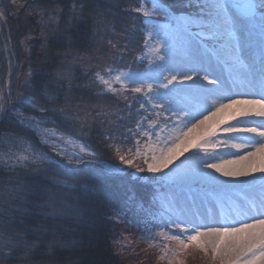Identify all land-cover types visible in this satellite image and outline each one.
<instances>
[{
  "label": "trees",
  "instance_id": "1",
  "mask_svg": "<svg viewBox=\"0 0 264 264\" xmlns=\"http://www.w3.org/2000/svg\"><path fill=\"white\" fill-rule=\"evenodd\" d=\"M160 1L174 12L194 7ZM141 2L0 0V150L16 137L53 158L0 167V264H129L117 254L115 211L140 203L150 214L153 186L91 164L69 166L23 120L78 135L102 161L116 160L133 114L124 100L101 93L94 68L142 70L135 62L146 29ZM21 236L34 247L21 246Z\"/></svg>",
  "mask_w": 264,
  "mask_h": 264
},
{
  "label": "rangeland",
  "instance_id": "2",
  "mask_svg": "<svg viewBox=\"0 0 264 264\" xmlns=\"http://www.w3.org/2000/svg\"><path fill=\"white\" fill-rule=\"evenodd\" d=\"M156 2L160 7L157 8L155 15L150 17L142 15L146 27L144 43L142 52L135 61L136 64L142 65V70L123 69L112 63L99 70L94 68L96 82L101 93L124 100L128 106L124 111L127 110L128 113L133 114L130 132L126 129L130 135L129 143L123 148L118 146L116 160L102 161L80 136L48 128L36 117H28L23 120V123L38 135L42 145L49 147L51 152L64 159L69 166L91 164L103 169L108 175L130 177L131 181L153 186L155 189L154 205L151 207L153 209L148 207L147 210L150 214H146L140 203L134 206L129 204L115 211L122 234V239L116 243L117 254L129 264H229V258L223 255L224 252H218L202 239L198 244L187 242L182 229L196 226L188 223L176 211L174 197H177V193L172 186V176L162 174V172H149L147 167L148 164L154 163L159 154H163L169 145L170 137L166 134L167 126L171 121L180 118V113L173 111V108L181 102L172 98L173 94L171 95L169 88L159 87L160 83H166V80L161 78L164 71H167L169 75L173 69L171 67L174 56L172 47L176 48L179 45L182 51L194 47L195 52L199 53L198 58L204 57L214 63V69L222 71V78L218 80L219 88L222 90H220L221 94L225 93L221 80L235 85L236 78H242V82H245L250 77H255L257 81L255 82L256 91L259 94L264 93V88L261 86L262 79L264 80L261 75L264 69V21L258 13L255 19L237 22L235 36L230 35L228 25L221 22V27L213 35L209 29L215 25L217 19V12L212 7L216 0H188L186 3L193 4L192 8L183 2L179 3L181 6L189 7L190 10L186 12H174L166 3L160 0ZM144 6L151 9L152 0H148ZM188 20H196L198 24H186ZM149 33L153 36L151 40L147 39ZM237 39L243 49L241 65L235 64L232 59L231 50ZM156 48H159V55H163L164 60L159 59ZM258 64L262 65L261 69ZM97 73L104 76L108 83H102L97 78ZM155 73L157 77L151 78L150 75ZM204 73H207L209 79H214L209 71H204ZM134 81L145 83L143 92L133 91L140 86ZM148 82L153 83L154 87L153 92L146 95V83ZM237 82L242 84L240 81ZM204 83L208 84L206 80ZM194 93L198 103H187V105L196 108L200 102L202 103V94L199 91H194ZM233 96L229 93L225 103ZM132 103L136 105L131 110L129 107ZM231 135L233 137L235 133ZM2 145L0 167L6 169L53 161L48 153L34 149L21 138L7 137L2 141ZM121 157L124 158L123 161ZM199 181V184L208 185L204 175L199 177ZM205 196H209L205 203L219 205L222 202V206L227 208L234 206L232 199L227 195L220 199V193L216 196L215 193L205 192ZM210 212L207 213L208 218L213 217ZM221 212V218L225 220L224 218L229 216L230 211L224 208ZM172 235L185 240L188 246L183 247L179 240L167 238ZM256 253V257H259V248ZM243 258L248 259V257Z\"/></svg>",
  "mask_w": 264,
  "mask_h": 264
},
{
  "label": "snow or ice",
  "instance_id": "3",
  "mask_svg": "<svg viewBox=\"0 0 264 264\" xmlns=\"http://www.w3.org/2000/svg\"><path fill=\"white\" fill-rule=\"evenodd\" d=\"M148 0H142V6L137 9L144 17H150L156 14V10L160 5L156 0H152V8L148 9L144 5ZM212 7L217 12V19L214 26L209 31L214 35L215 32L221 27V22L228 25L230 35L235 36V25L237 22L255 19L257 12L260 13V18L264 21V0H216ZM232 13V15H229ZM3 11L0 10V18H3ZM186 24H198L196 20H188ZM148 40L153 39L151 33L147 36ZM155 51L159 55V48ZM232 59L237 65L242 64V45L239 40L232 46ZM163 55H159L160 60H164ZM111 71V69H109ZM195 73V74H193ZM264 77V69L261 73ZM97 78L107 84L108 81L104 76L97 73ZM206 80L208 84L214 85L219 90V82L215 79H209L207 73L201 75L195 69L187 71L178 69L170 77H165L166 83H160L159 87L168 88L175 83L184 84L186 82L194 81L195 79ZM119 79V77H117ZM139 83L140 86L133 89L135 92H143L145 83L141 81H134ZM264 88V80L261 82ZM153 83H146L147 92H153ZM207 91V90H206ZM31 102V101H29ZM154 107L156 105H153ZM162 107V105H160ZM4 109L0 106V112ZM185 115H189L185 113ZM202 117V118H201ZM258 117L262 118L260 123L252 126L248 121L241 120L240 124L232 125L222 129L224 133H250L252 135L244 137V143L232 144L233 148L248 147L249 151L246 155L241 154L238 159H225L219 163L202 161L203 167L214 169L221 175L230 178H244L259 172L264 173V97L261 99H239L230 98L228 102L223 100H213L210 108L204 109L203 112L192 116L191 120L186 123V130L178 137V142L169 147L158 160L154 163L148 164L147 170L153 173H160L168 168L176 159H178L185 151L192 148H202L204 144L209 143L208 137L216 135L220 129V125L226 123L228 120H236L237 118ZM190 125V126H189ZM195 133V136L193 135ZM255 137H259L257 140ZM231 136H225L223 143L228 146V141ZM258 158V159H257ZM189 159H192L191 157ZM124 158L121 157V161ZM143 171V169H139ZM264 180V177H262ZM264 193V186L261 189ZM255 208L256 205H253ZM261 215L254 217L250 220L238 221L234 224H225L220 226H206V231H201L200 227L182 229L185 239L188 243H200L201 238L204 236H214L218 238L216 250L219 252L221 245L224 246L223 255L229 258V264H254V259L257 256L256 249L259 248L260 257H264V195H262L259 205ZM49 214H55V209ZM167 238L179 240L183 247H187L188 243L181 240L179 236L172 235ZM26 237L21 236L18 243L24 247H34V245H27L25 243ZM243 257H248L244 259Z\"/></svg>",
  "mask_w": 264,
  "mask_h": 264
},
{
  "label": "bare ground",
  "instance_id": "4",
  "mask_svg": "<svg viewBox=\"0 0 264 264\" xmlns=\"http://www.w3.org/2000/svg\"><path fill=\"white\" fill-rule=\"evenodd\" d=\"M172 49H174V56L171 64L173 69L170 71L169 75L167 71H164L161 78L165 79V77H170V75L174 74L178 69H183L185 71L195 69L199 71L201 75L205 74L204 71H209L215 80L218 81L222 78V71L214 69V63L209 62L207 58H198L199 53L195 52L196 49L194 47L182 51L181 46L179 47L178 45L176 48L172 47ZM150 77L155 78L157 75L155 73L150 75ZM221 81L224 85V94L220 93V88L217 90L214 85L203 84L204 80L199 78L184 84L175 83L168 87L171 90V95L173 94L172 98L181 102L177 103L176 107L173 108V111H178L180 113V118L179 120L171 121L167 126L166 134L167 137H170V140L168 147L163 153H165L169 147L173 146L174 143L178 142V137L186 130V123L191 120L192 116L203 112L206 108H210L213 100H223V102H225L229 93L232 94V96L234 95V98L239 99L259 97L255 89V82H257L255 77H250L245 82H242V78H236L235 85L228 81ZM237 81H240L242 84ZM201 87L204 88L201 89ZM194 91H199V93L202 94V103L200 102L198 105L199 107L197 106L196 108L187 105V103H198ZM185 113L189 115L186 116ZM242 119L248 121L252 126H255L260 123L262 118L247 117L237 118L232 121L228 120L227 123L220 125V129L217 131L216 135L208 137L209 143L204 144L202 148H192L185 151L183 155L162 171V174L172 176V186H174L173 189L177 193V197H174L176 211L179 212L180 216L182 215V218L186 219L188 223L200 227L201 231H206V226L209 225L218 226L234 224L238 221L250 220L261 215L259 208L261 198L258 197L264 195L261 191L262 185H264V180H262L264 173L256 172L248 177L236 179L225 177L214 169L203 167L202 164V161L219 163L225 159L234 160L238 159L241 154L246 155L248 153V147L233 148L231 145L244 143V137L252 135L250 133H235L232 139L228 141V146H225L223 143L225 136L232 135L224 133L222 129L240 124ZM193 135L195 136V133ZM255 139L259 140L260 138L255 137ZM161 155L162 153L159 154L156 160H158ZM190 157L192 159H189ZM202 175H204L208 181L207 186L199 184V177ZM205 192H209L210 194L215 193L216 196L220 193V199L222 196L227 195L232 199L234 206L227 208L226 206H222V202H220L219 205L210 202L205 203V200L209 198V196H205ZM217 197H219V195ZM222 201L224 202V200ZM251 202L253 203L251 204ZM253 205H256V207L254 208ZM221 208L230 211L228 212L229 216L224 218L225 220L221 218ZM209 211L213 214L211 218H208L207 215ZM201 239L215 249L219 242L218 238L214 236H204ZM219 251L224 252L223 245H221ZM254 264H264V257H260V255L256 257L254 259Z\"/></svg>",
  "mask_w": 264,
  "mask_h": 264
}]
</instances>
